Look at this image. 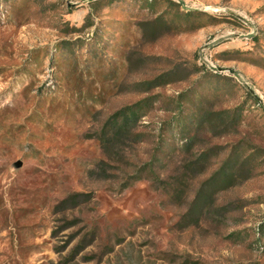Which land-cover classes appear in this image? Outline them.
I'll return each mask as SVG.
<instances>
[{
	"label": "rangeland",
	"instance_id": "rangeland-1",
	"mask_svg": "<svg viewBox=\"0 0 264 264\" xmlns=\"http://www.w3.org/2000/svg\"><path fill=\"white\" fill-rule=\"evenodd\" d=\"M0 264H264V0H0Z\"/></svg>",
	"mask_w": 264,
	"mask_h": 264
},
{
	"label": "trees",
	"instance_id": "trees-1",
	"mask_svg": "<svg viewBox=\"0 0 264 264\" xmlns=\"http://www.w3.org/2000/svg\"><path fill=\"white\" fill-rule=\"evenodd\" d=\"M131 115L134 116V117H136L135 112H131ZM124 124H125V120H124V122L122 123V125L120 126V129L123 128Z\"/></svg>",
	"mask_w": 264,
	"mask_h": 264
}]
</instances>
